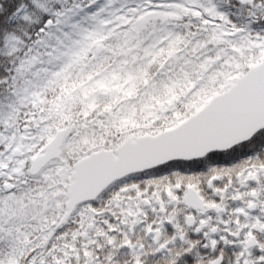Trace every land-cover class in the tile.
Returning <instances> with one entry per match:
<instances>
[{
    "label": "snow or ice",
    "instance_id": "obj_1",
    "mask_svg": "<svg viewBox=\"0 0 264 264\" xmlns=\"http://www.w3.org/2000/svg\"><path fill=\"white\" fill-rule=\"evenodd\" d=\"M0 264H264V0H0Z\"/></svg>",
    "mask_w": 264,
    "mask_h": 264
}]
</instances>
